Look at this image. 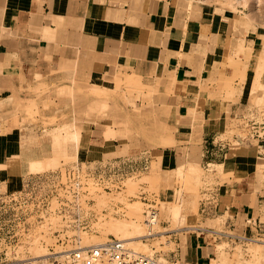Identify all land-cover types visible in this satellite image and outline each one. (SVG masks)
<instances>
[{
  "label": "rangeland",
  "instance_id": "rangeland-1",
  "mask_svg": "<svg viewBox=\"0 0 264 264\" xmlns=\"http://www.w3.org/2000/svg\"><path fill=\"white\" fill-rule=\"evenodd\" d=\"M168 2L172 12L179 17L190 19L198 17L206 22H214L221 39H225L223 49L228 55H224L218 84L211 89L214 93L208 98H201L196 94L194 103L188 106L190 108L187 113L182 117H175L171 108L154 103V98L159 94L157 88L159 83L156 88H152L144 85L139 78V87L127 86L123 83L128 81V76L119 69L111 76L93 82L86 95L80 99L72 97L70 104L40 102V92L42 94L47 89L37 92L30 88L24 91V96L15 101H3L7 103V108L3 105L0 107V261L32 258L41 248H45L46 252L51 248L58 249L50 233V227L58 226L55 218H48L41 224H33L28 230L24 227L26 218L30 223L33 221L29 213L30 207L20 196L23 182L28 175L53 171L76 160L110 159L120 156L127 153V148L131 147L125 145L127 142L139 148V151H149L157 156V163L150 172L126 176L121 190L111 194H106L103 186L95 183L88 185L95 201V209L101 210L120 204L122 213L99 219L91 231L80 233L82 245L104 243L111 239L112 236L103 234L99 223L110 218L133 219V204L135 207L140 205L141 219L143 210L147 207L145 201L157 205L159 220L151 231H158L160 236L147 240L139 239L146 244L149 252L147 250L139 252L135 246H124L129 250H136L137 253L154 256L164 264H172L171 252L176 245L174 237L171 236L173 233H178L177 240L179 239V247L183 251L186 233L199 231L198 229H213L240 237V240L230 241L209 234L207 240L212 255L208 264L217 259L219 252L224 253L230 264L234 260L233 254L243 255L244 259H248L244 253L251 243L247 239L264 240L262 225L258 231L253 227V236L243 235L242 230L247 225L245 217L238 218L235 230L231 232L226 227V222L233 216V210L223 212L210 220H204L199 212L201 201L209 198L210 193L215 196L217 204L226 209L229 198L225 191L244 178L253 191L252 197L256 200L252 223L256 221L264 224V155L258 153L263 154L264 151L247 145L235 146L233 132L228 126L229 115L235 110L239 112L249 109L264 110V0H168ZM229 3H232V7ZM247 16L250 21L247 20ZM239 43L243 46L241 51L238 49ZM207 81L215 82V73H212ZM191 89L193 88L189 90ZM58 92L60 96L66 95L64 91ZM169 92L174 93V90ZM192 92L190 91L189 95H192ZM96 123L106 125L104 148L88 146V126ZM63 128L68 129L69 133ZM56 130H60L58 131L60 137L55 135ZM206 133L218 137L216 141L229 142L221 157L206 158L204 147L207 144L204 143L206 138L203 137ZM51 136H56L60 140L56 138L55 140ZM114 140L123 145L122 153H117L113 148ZM39 141L48 146V151L38 160L53 158L46 164L51 166L33 173L24 170L23 167L21 169L9 167L8 160L19 156L20 145L37 144ZM233 148L237 151H233ZM195 155L200 157L198 168L201 173L197 170L200 179L196 180L197 176L194 174L188 176L187 165L182 172L192 178L186 179V174L180 175L176 167L180 163H187ZM231 169L235 171L220 178ZM162 181H167L168 185L161 184ZM196 182L197 184H194ZM141 193L145 195L139 196ZM173 206L180 207L182 216H194L195 223L185 222L183 218L181 220L173 218L170 212ZM141 220L139 224L144 230L142 235H146L148 227L144 224V218ZM199 251L202 254L203 249ZM262 251L264 252V248Z\"/></svg>",
  "mask_w": 264,
  "mask_h": 264
},
{
  "label": "crops",
  "instance_id": "crops-1",
  "mask_svg": "<svg viewBox=\"0 0 264 264\" xmlns=\"http://www.w3.org/2000/svg\"><path fill=\"white\" fill-rule=\"evenodd\" d=\"M168 5V0H0V107L7 108L3 101L19 99L28 88L47 89L40 92V102L70 104L72 97L86 95L93 82L121 69L152 88L159 83L154 103L171 108L175 117L184 116L196 94L208 98L214 93L211 89L218 84L228 54L214 22L179 17ZM212 73L216 81L210 83ZM105 132L104 123L89 125L88 146L104 148ZM203 137L206 158L218 157L212 144L215 135ZM125 145L131 146L127 153L113 158L139 152L130 143ZM112 146L122 153L117 140ZM47 147L40 141L20 145L21 168L41 158ZM225 192L229 204L226 209L219 206L218 213L234 211L227 228L239 217H253L256 200L244 178ZM242 233L253 236V226L249 231L246 225ZM177 234L171 235L176 243L172 264H208L212 252L206 231L187 232L184 251Z\"/></svg>",
  "mask_w": 264,
  "mask_h": 264
},
{
  "label": "built area",
  "instance_id": "built-area-1",
  "mask_svg": "<svg viewBox=\"0 0 264 264\" xmlns=\"http://www.w3.org/2000/svg\"><path fill=\"white\" fill-rule=\"evenodd\" d=\"M228 126L233 132L234 142L264 151L263 109H249L244 112L235 110L229 115ZM217 138L212 139V144L219 152L218 157H221L229 142L216 141ZM156 163L157 156L149 151H139L119 158L76 160L53 171L28 175L23 182L20 196L30 207L29 213L33 221L30 223L26 218L24 227L28 230L33 224H41L48 218H55L58 226L50 227V233L58 249H48L47 254L41 258L14 261L3 259L0 264H164L154 256L125 248L122 242L113 237L104 243L86 246L81 244L79 238L80 233L91 231L99 219L122 213L120 204L101 210L95 209L89 184L103 186L104 192L111 194L121 190L126 176L150 172ZM144 195L141 193L139 196ZM210 195L200 203L201 216L220 214L215 196L212 193ZM143 199L145 201V198ZM145 202L147 207L143 210V218L148 227V234L143 238L147 240L160 236L159 232L150 234L152 227L158 223L159 211L155 203ZM246 222L249 231L251 226L256 231L264 227L260 222L252 223V217L246 219ZM228 228L234 229L235 226ZM198 230L230 241L240 240V237L213 229Z\"/></svg>",
  "mask_w": 264,
  "mask_h": 264
},
{
  "label": "bare ground",
  "instance_id": "bare-ground-1",
  "mask_svg": "<svg viewBox=\"0 0 264 264\" xmlns=\"http://www.w3.org/2000/svg\"><path fill=\"white\" fill-rule=\"evenodd\" d=\"M232 2V1H231ZM204 3V2H203ZM189 4V3H188ZM230 5L232 4V3H229ZM228 4V5H229ZM225 5H226V3H225ZM229 5V6H230ZM220 6H223V5H220ZM227 6V5H226ZM228 7V6H227ZM231 7H232V5H231ZM247 20L248 21H250V18L247 16ZM251 21H253V20H251ZM239 40V39H238ZM238 49H239V51H241L242 49H243V46H242V44L241 43H239L238 44ZM261 52H263V51H261ZM260 52V54H262ZM261 57V56H260ZM262 58V57H261ZM259 59V58H258ZM1 66V65H0ZM1 68V67H0ZM259 71V70H258ZM139 78L140 77H138V76H129L128 75V77H127V79H128V81H126L125 83H123V84H125V85H127V86H138L139 87V84H140V82H139ZM173 83V82H172ZM197 113H199V111H197ZM71 125V124H70ZM64 126V125H63ZM70 127V126H69ZM66 128H68V127H66ZM66 128H63V129H65L66 130ZM71 128V127H70ZM69 128V129H70ZM57 129V128H56ZM59 129V128H58ZM61 129V128H60ZM55 130V129H54ZM68 130V129H67ZM65 131V132H68L69 133V130L68 131ZM53 131V130H52ZM58 131H60V130H58ZM58 131L56 130L55 132L57 133V134H55V135H58V137H60L59 135L60 134H58ZM55 132H53V133H55ZM50 132H48V134H49ZM52 133V134H53ZM71 133V132H70ZM72 134H73V132H72ZM64 135V134H63ZM66 136V135H65ZM51 137H53V136H51ZM57 139V140H60V139H58L56 136L55 137H53V139ZM63 138H64V136H63ZM55 139V140H56ZM52 140V139H51ZM32 143V142H31ZM37 143V142H36ZM51 143H53L52 141H51ZM25 145H26V143H24ZM237 145H239V146H241L240 144H237V142H235V146H237ZM27 148V147H26ZM238 148H241V147H238ZM236 149L235 148H233V151H235ZM237 151V150H236ZM199 155V154H198ZM239 156V155H238ZM242 157V156H241ZM244 157V156H243ZM231 158V157H230ZM237 158H240V157H237ZM45 159V160H44ZM43 160H30L28 163H27V167H26V170L27 171H29V172H39V171H41V170H43L45 167H49V166H51V165H46L47 163H49L50 161H52V159L51 158H44ZM260 159H262V158H260ZM230 160H232V158L230 159ZM228 161V160H227ZM8 162L9 163H7L8 165H9V167H15V168H19V169H21V162H20V159H19V156H17V157H15V158H13L12 160H8ZM166 162V161H165ZM199 162H200V157L199 156H194L193 158H191L190 160H188V164L187 163H180V165L178 166V167H176L177 168V172L181 175V173H183L182 172V169H184L185 167H186V165H187V172L186 173H188V176L189 175H192V174H194V176L196 175L197 176V173H199V171H197V170H200L198 167V165H199ZM172 163V162H171ZM241 163V162H240ZM4 166V165H3ZM218 166H221V165H218ZM5 168V167H4ZM173 168V167H172ZM186 169V168H185ZM157 171V170H156ZM156 171H154V172H156ZM184 171H186V170H184ZM196 171V172H195ZM235 170L234 169H231V170H229V171H227V174L226 175H224V176H221L220 178H223V177H225V176H227L228 174H231V172H234ZM196 174H195V173ZM175 173H176V171H175ZM185 173V174H186ZM200 173H201V170H200ZM199 173V174H200ZM178 174V175H179ZM184 174V173H183ZM184 174V175H185ZM176 175H177V173H176ZM191 178H192V176H190ZM190 177H187V174H186V179L188 178V179H190ZM196 178V180H199L200 178H199V176H197V177H195ZM128 180V179H127ZM131 181V180H130ZM188 181H190V180H188ZM198 183H199V181H197ZM197 182L196 183H194V184H197ZM194 187V186H193ZM192 187V188H193ZM197 187V186H196ZM194 189H195V187H194ZM190 191V190H189ZM196 193H197V191H196ZM196 196V195H195ZM197 200V199H196ZM133 206H134V208L132 209L133 211H132V216H133V219L132 218H130V219H127V220H117V219H114V218H110L109 220H107V221H104V222H101V223H99V228H101V230H102V232H103V234L104 235H106V236H112V237H114V238H116L117 240H119L120 242H122V243H124V245H126V246H135V247H137L138 249H139V252H141V251H146L147 250V247H146V244H143L142 242H141V240L139 241V239H141V238H143V237H145V236H147V234L145 235H142L143 234V227L139 224V220H141L140 219V217H141V215H140V205H139V207L138 206H136L135 207V205L133 204ZM196 206H197V204H196ZM130 207H131V205H130ZM174 207V206H173ZM197 209V208H196ZM171 211V213H172V216H173V218H175V219H185V222H191V223H193L194 221H195V217L194 216H189V217H185V216H182V212H181V209H180V207H174L173 209H170ZM169 212V213H170ZM195 214H196V212H195ZM171 216V215H170ZM128 217V216H127ZM172 218V217H171ZM173 221H174V219H172ZM142 221V220H141ZM176 221V220H175ZM195 223V222H194ZM144 226V225H143ZM189 228H190V226H189ZM191 228H194V227H191ZM153 230V229H152ZM148 232V231H147ZM154 232L155 231H151L150 232V234H154ZM156 232H158V231H156ZM85 238H86V236H85ZM84 239V238H83ZM247 240H249V242L251 243V245H250V247H247L248 249H246V252L244 253L245 255H247L249 258L248 259H244V257H242L243 255H236V254H233V257L232 258H234V260H233V262H232V264H264V252L262 251V248H264V240H261V239H247ZM155 242V241H154ZM158 243V242H157ZM95 244H99V243H93V244H90V245H95ZM152 244V243H151ZM148 245V244H147ZM153 245V244H152ZM125 246V247H126ZM155 246L156 245H154V248H155ZM45 247V246H44ZM169 247V246H168ZM33 248V247H32ZM31 248V249H32ZM34 248H36V247H34ZM39 248H41V247H39ZM132 248V247H131ZM38 249V248H37ZM42 249V248H41ZM41 249H39L40 251L38 252V253H36V254H34V255H36L34 258H41V257H43V256H45L46 254H47V252H46V250H45V248H43L42 250ZM157 249V248H156ZM34 252L36 251L35 249H32ZM149 250V249H148ZM147 250V251H148ZM158 250V249H157ZM238 250H239V248H238ZM152 251H153V249H152ZM32 252V251H31ZM135 252H137L136 250H135ZM149 252V251H148ZM156 252V251H155ZM237 252V251H236ZM239 252H241V251H239ZM146 253V252H145ZM238 253V252H237ZM242 253V252H241ZM240 253V254H241ZM235 255V256H234ZM32 257V258H33ZM217 259H215L211 264H230V262H228V259H227V257H225V255H224V253L223 252H219V254H218V256L216 257ZM235 262V263H234Z\"/></svg>",
  "mask_w": 264,
  "mask_h": 264
}]
</instances>
